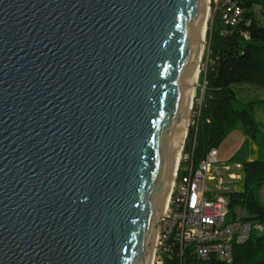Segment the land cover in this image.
Listing matches in <instances>:
<instances>
[{
    "label": "water",
    "instance_id": "obj_1",
    "mask_svg": "<svg viewBox=\"0 0 264 264\" xmlns=\"http://www.w3.org/2000/svg\"><path fill=\"white\" fill-rule=\"evenodd\" d=\"M205 2L0 0V264H149Z\"/></svg>",
    "mask_w": 264,
    "mask_h": 264
},
{
    "label": "trees",
    "instance_id": "obj_2",
    "mask_svg": "<svg viewBox=\"0 0 264 264\" xmlns=\"http://www.w3.org/2000/svg\"><path fill=\"white\" fill-rule=\"evenodd\" d=\"M205 44L200 90H195L198 101L193 103L181 149L188 160L180 161L177 173L190 163L195 166L210 149L218 153L226 136L240 131L243 141L227 161L239 165L241 180L234 190L220 195L228 218L234 219L240 209L242 220L264 228V202L258 197L264 187V121L255 114L264 100L240 97L242 85L264 87V0H220L207 24ZM176 248L175 256H163L161 264H264V232L251 231L246 240L232 244L228 262L212 253L202 259L188 247L181 252Z\"/></svg>",
    "mask_w": 264,
    "mask_h": 264
},
{
    "label": "built area",
    "instance_id": "obj_3",
    "mask_svg": "<svg viewBox=\"0 0 264 264\" xmlns=\"http://www.w3.org/2000/svg\"><path fill=\"white\" fill-rule=\"evenodd\" d=\"M222 17L227 20L225 14ZM216 157L217 151L210 149L195 166L191 163L183 166L182 174L175 168L172 179H180V190L171 193L170 186L168 198L170 194H177L178 205L174 213H166L164 207L158 218L151 264H161L163 256H175L174 246L179 252L188 247L202 259L212 253L220 261L228 262L232 244L246 240L251 231L264 232L263 227L251 226L250 221L242 220L240 209L234 212V219L228 218L225 199L207 187ZM181 160L187 161L188 155L181 152L177 163Z\"/></svg>",
    "mask_w": 264,
    "mask_h": 264
},
{
    "label": "rangeland",
    "instance_id": "obj_4",
    "mask_svg": "<svg viewBox=\"0 0 264 264\" xmlns=\"http://www.w3.org/2000/svg\"><path fill=\"white\" fill-rule=\"evenodd\" d=\"M218 6H220V0H209V15L207 18L206 25L212 19V15L214 14ZM206 29H207V26H206ZM205 45H204V49H205ZM201 64H202V58L200 62L199 71L201 70ZM198 84L199 82L197 83L198 87L196 88H199L200 90V87ZM195 97H196V94H195ZM240 97H243L245 99H253V100L263 99L264 100V87H257L254 85H242ZM194 102H196V100H194L193 103ZM191 113L192 111L190 110L188 124L190 122ZM255 114H256L258 121L260 122L264 121V103L262 106L256 109ZM242 141H243V136L240 133V131L233 130L226 136V138L222 141L221 145L219 146L220 149L217 153L216 163L214 164V166H212L210 173H209V179L207 180V187L212 188L217 194L219 193L221 194L222 192L234 190L240 183V180H241L240 169L237 165L229 163L227 161V157H229L236 149L239 148ZM178 166L177 168L179 169ZM258 197L261 200V202H264V187H262L258 191Z\"/></svg>",
    "mask_w": 264,
    "mask_h": 264
},
{
    "label": "bare ground",
    "instance_id": "obj_5",
    "mask_svg": "<svg viewBox=\"0 0 264 264\" xmlns=\"http://www.w3.org/2000/svg\"><path fill=\"white\" fill-rule=\"evenodd\" d=\"M209 15V0H206L204 4V9L203 13L201 16V22L198 30V36H197V42L194 50V55H193V61H192V69H191V76H190V85L186 90V95H185V104H184V116L180 121L179 127L176 131L174 141L172 144V160H171V168H170V174L171 177L173 175V172L176 168L177 171V166L179 165L178 160L180 156V150L182 148L183 140L186 134V129L188 125V118H189V113L193 105L194 97H195V90L197 87L198 78H199V67H200V62L201 58L204 53V45H205V32H206V23H207V18ZM179 167V166H178ZM168 181L165 194L163 197V200L161 202L160 208H159V213H161L164 210L165 207V212L166 213H174V211L177 208L178 205V195L177 194H170L168 198V194L170 191V186H171V193H178L180 190V179H172ZM168 198V199H167ZM167 201V202H166ZM225 210L226 209V203H225ZM251 226H261L260 224H252L250 223ZM156 230L157 227H155V237H156ZM155 241V238H154ZM152 255H153V247L151 249V255H150V262L151 264L152 261Z\"/></svg>",
    "mask_w": 264,
    "mask_h": 264
}]
</instances>
